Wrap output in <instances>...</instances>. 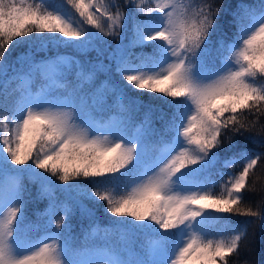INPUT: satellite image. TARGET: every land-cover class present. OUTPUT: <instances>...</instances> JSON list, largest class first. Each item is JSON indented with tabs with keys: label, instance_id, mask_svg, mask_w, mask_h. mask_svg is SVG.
<instances>
[{
	"label": "snow or ice",
	"instance_id": "snow-or-ice-1",
	"mask_svg": "<svg viewBox=\"0 0 264 264\" xmlns=\"http://www.w3.org/2000/svg\"><path fill=\"white\" fill-rule=\"evenodd\" d=\"M125 4L145 17L133 18L127 43L129 17L116 0H0V75L11 67L5 63L10 47L21 43L74 52L56 51L40 60L34 51L21 54L17 63L28 67L26 77L38 75L46 84L35 96L25 90L14 102L6 92L0 98V264H231L255 220L225 225L230 237L209 239L211 222L226 217L208 210L264 221V203L254 209L243 195L255 189L252 177L264 165V125L256 131L264 116V3ZM105 36L119 40L107 54L100 46ZM145 46L150 53L130 51ZM92 52L94 62L76 58ZM69 68L76 70L77 85L94 84L99 74L109 77L101 87L112 89L125 117L97 121L80 94L83 88L74 86L62 98L46 90L49 82L64 80ZM115 73L139 92L128 96L111 80ZM145 92L160 94L150 100L171 97L163 101L170 111L145 104ZM140 110L144 119L136 124ZM157 112L161 129L153 126ZM237 165L239 171H223ZM214 175L221 180L219 194L212 190ZM81 178L91 181V191L73 183ZM29 184L34 200H47L38 214L42 223L26 215ZM61 196L71 197L72 208ZM99 202H105V213L137 222L121 227L158 238L149 241L152 260L104 258L62 235L73 210L94 220ZM37 228L46 235L28 239Z\"/></svg>",
	"mask_w": 264,
	"mask_h": 264
},
{
	"label": "trees",
	"instance_id": "trees-1",
	"mask_svg": "<svg viewBox=\"0 0 264 264\" xmlns=\"http://www.w3.org/2000/svg\"><path fill=\"white\" fill-rule=\"evenodd\" d=\"M55 3H61L62 0H54ZM137 3L142 2V7H154V0H136ZM184 2H189V0H184ZM193 3H201L202 0H191ZM204 2H210L214 6L227 8L229 4L235 6L239 3L250 4L253 6H259L260 3H264V0H204ZM116 3L120 6L121 10L129 17V20L123 30L125 36V43L132 39V30L131 25L133 18L136 20H143L145 17L138 12L134 7H129L125 4V0H116ZM234 11V7L228 9V16L231 17ZM85 27H88L85 25ZM235 31V29H233ZM33 37L38 34L33 33ZM47 35V34H44ZM27 40V38H24ZM119 42L118 38L112 36H105L102 38L101 47H103L107 53H110L112 49L116 48L117 43ZM155 43H163V41H153ZM11 55L7 57L6 64L11 67L7 68V75H0V98L2 95L6 94L9 97V100L14 102L19 99V89L16 87V80L28 72L27 66H22L17 63V57L27 51H34V55L37 60H40L44 57L51 55L56 51H61L65 55H74L72 49L64 48L60 50L53 49L52 52H49L47 49H33L30 44L21 43L16 47H10ZM150 47H133L131 52L133 56L150 53ZM96 53L92 52L88 56L83 58L77 56V59H81L82 63L87 61H95ZM110 60H106L105 63H109ZM65 79L61 81H56L54 83L53 90L58 96H65L72 91V88L75 86L78 89L83 88V92L80 94L86 99L92 115L97 121H104L109 117V115H115L119 120L125 117V114L117 106V98L113 95L112 89L107 88L105 92L99 90L100 80L107 81L109 77L104 74H99L96 78L94 84H79L77 85V75L76 70L69 68L64 73ZM111 80L117 83L121 90L126 92L128 96H135L139 90H135L131 85H128L127 81L122 80L118 73H115ZM42 80L38 75H32V89L36 90L37 87L41 86ZM65 85L67 87H65ZM160 94L156 93H143L142 100L145 104L151 103L154 107L159 108L161 111L167 113L170 111L168 105L163 101H169L171 97H163V101L160 99L150 100V97H155ZM0 111H3L0 109ZM159 115V112L155 113L152 117L153 126L157 129L162 128V121L156 117ZM136 124H139L144 119V111H137L133 117ZM249 119H254V117H249ZM264 125V116H260L259 120L256 123V131H260V126ZM170 136H166V140H170ZM259 147L258 145L256 146ZM15 167V166H13ZM240 165H237L234 169H223L225 173L239 171ZM213 179L216 181L215 185L212 187V190L219 194L222 190L221 180L219 175H214ZM224 179H227V175L224 176ZM255 180V189L252 191L244 192V199L246 204L252 206L254 209L257 206H260L264 203V165H258L255 176L252 177ZM25 183H28L25 181ZM57 183H59L57 181ZM73 183H79L81 186L87 187L90 191L92 190V183L89 180L81 178L79 181H74ZM31 195L27 193L26 199L28 200V207L26 215L33 223H42L41 217L38 215L43 212L47 200H34L35 188L30 184L28 185ZM61 199L68 204L69 208H72V199L70 196L65 197L61 196ZM105 202H99L96 205V210L94 212L95 219L87 220L81 216L78 211L73 210V212L65 218V226H62L61 232L64 237L68 239L70 243L76 246L78 249L84 250L89 248H95L97 250H109L110 252H116L119 254L120 258H126L130 260H145L150 261L154 256L147 252L149 241L158 240L157 237L146 234L145 232L139 229H125L120 225L124 222L131 221L129 217H114L110 213H105L104 211ZM212 215L216 217L224 216L226 219H218L212 221L210 224V235L209 239H219L223 237H230L232 233L226 230L225 225H243L245 221L255 220L254 223H249L246 227V236L247 239L242 242L241 250L239 256L230 257L231 264H264V221L259 218H252L247 216H238L230 214H220L215 213L212 210ZM60 216H57L59 220ZM132 223H137L131 221ZM97 229L99 231H97ZM39 235H46L42 228H37L33 231H29L27 236L28 239L34 240ZM144 253V255H143ZM87 258V256L83 257Z\"/></svg>",
	"mask_w": 264,
	"mask_h": 264
},
{
	"label": "rangeland",
	"instance_id": "rangeland-1",
	"mask_svg": "<svg viewBox=\"0 0 264 264\" xmlns=\"http://www.w3.org/2000/svg\"><path fill=\"white\" fill-rule=\"evenodd\" d=\"M154 2H156V0H154ZM121 78V77H120ZM103 83V81L102 80H100V83H99V87H98V89L99 90H101L102 88H104V87H101V84ZM23 84H27V81L26 80H23ZM50 82H49V86H50ZM47 90H48V88H46ZM27 90H29V89H27ZM24 91H25V89H24ZM40 92H41V89L38 91V93L36 94V95H38V94H40ZM24 93V92H23ZM23 95V94H22ZM22 95H20V97H19V99L22 97ZM114 119H115V117L114 116H112L111 117V119H110V122H114ZM152 252V251H151ZM143 255H144V253H143ZM104 258H107L105 255H102ZM136 260H139V259H136Z\"/></svg>",
	"mask_w": 264,
	"mask_h": 264
}]
</instances>
